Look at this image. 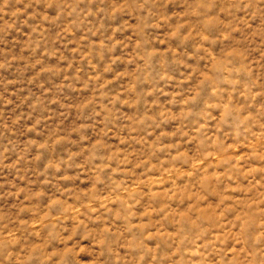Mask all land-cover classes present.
Here are the masks:
<instances>
[{
    "label": "rangeland",
    "instance_id": "obj_1",
    "mask_svg": "<svg viewBox=\"0 0 264 264\" xmlns=\"http://www.w3.org/2000/svg\"><path fill=\"white\" fill-rule=\"evenodd\" d=\"M0 264H264V0H0Z\"/></svg>",
    "mask_w": 264,
    "mask_h": 264
}]
</instances>
